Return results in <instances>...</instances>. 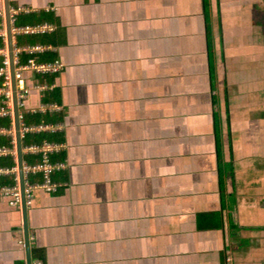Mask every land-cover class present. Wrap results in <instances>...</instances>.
<instances>
[{
  "label": "crops",
  "instance_id": "1",
  "mask_svg": "<svg viewBox=\"0 0 264 264\" xmlns=\"http://www.w3.org/2000/svg\"><path fill=\"white\" fill-rule=\"evenodd\" d=\"M7 1L50 26L21 46L62 64L25 74L24 113L55 130L21 148L63 168L29 204L0 197V264H264V0Z\"/></svg>",
  "mask_w": 264,
  "mask_h": 264
},
{
  "label": "built area",
  "instance_id": "2",
  "mask_svg": "<svg viewBox=\"0 0 264 264\" xmlns=\"http://www.w3.org/2000/svg\"><path fill=\"white\" fill-rule=\"evenodd\" d=\"M17 12L10 14V33L12 43V65H13V79L15 85V101L17 107V119L19 125V135L22 137L29 133L39 132H53L54 126L46 124L26 125L23 121V113L26 106V100L30 93L31 88L27 84L26 73H30L34 79L35 75L53 74L62 69V64L55 60L53 62L38 63L36 62L35 55L42 54L46 51L47 47L41 45H26L18 46L16 38L19 36H27L34 34H42L50 29L46 24L22 25L15 24V16ZM0 38L2 46L0 47V78L2 84L0 86V118H7L10 122L8 127H0V136H8L11 149L0 148V156L14 154L12 149L16 148L15 130H14V113L12 102V83L10 74L11 61L8 55L6 35L4 30V21L0 14ZM21 54L29 56L25 63H21L19 57ZM32 88L38 92L51 90L52 86L44 84H33ZM55 105H43L38 110H29L28 113H46L56 110ZM55 146L44 142L41 145H29L21 148V152L30 155H39L40 160L33 164L21 161V177L19 176V169L17 166L12 168H0V174L11 175L13 177L12 183L0 186V197L10 199V203L14 207L22 204H29L33 198L34 191L42 189L45 191L54 192L58 188V184L51 180V175L63 168L62 164H53L49 160V154L55 150ZM42 175V182L32 184L30 181L31 176L36 174ZM34 264H41L36 261Z\"/></svg>",
  "mask_w": 264,
  "mask_h": 264
},
{
  "label": "trees",
  "instance_id": "3",
  "mask_svg": "<svg viewBox=\"0 0 264 264\" xmlns=\"http://www.w3.org/2000/svg\"><path fill=\"white\" fill-rule=\"evenodd\" d=\"M15 24L17 26L19 25H23V24H27V21H25L24 19H21V17H15ZM24 37V36H23ZM33 37V36H32ZM31 38V37H30ZM29 38V39H30ZM28 39V40H29ZM31 40V39H30ZM16 43L18 46H21V44L23 43L21 37H17L16 38ZM2 46V41L0 39V47ZM36 57V62L38 63H42V61H49L50 59L53 60L54 58H52L51 54L45 53V54H39V55H35ZM29 58V56H26L25 54H21V56L19 57V60L21 63H25L26 60ZM0 61H1V57H0ZM36 80L41 83V82H45L46 84H51L53 82V79L55 78V74L54 75H49V74H44V75H35ZM2 84V79L0 78V86ZM55 92V90L53 89L52 92H44V98L43 101L44 102H51L52 101V96L53 93ZM49 120H51L50 116L46 114L44 115H39V114H35L34 116H29L26 113H23V121L26 125H31V124H36V123H47L49 122ZM10 124L9 120L7 118H0V126L3 127H8ZM42 138H45L47 141L50 139L49 136L46 135H36V136H25L23 139L24 144L26 143H35V144H39L42 140ZM51 140V139H50ZM9 142L5 139V138H0V147L1 146H8ZM38 160V159H37ZM29 162V161H27ZM31 162V161H30ZM29 162V163H30ZM11 184V183H9ZM7 185V184H6Z\"/></svg>",
  "mask_w": 264,
  "mask_h": 264
},
{
  "label": "water",
  "instance_id": "4",
  "mask_svg": "<svg viewBox=\"0 0 264 264\" xmlns=\"http://www.w3.org/2000/svg\"><path fill=\"white\" fill-rule=\"evenodd\" d=\"M4 26L6 33L8 55L11 61L10 74H11V83H12V91H13L12 102H13V113H14V130H15V139H16L17 163H18L17 165L19 169V176L21 177V161H22L21 144H20V135H19V125L17 119V107L15 101V85L13 79V65H12V43H11V33H10V14H9V5L7 0H4Z\"/></svg>",
  "mask_w": 264,
  "mask_h": 264
},
{
  "label": "clouds",
  "instance_id": "5",
  "mask_svg": "<svg viewBox=\"0 0 264 264\" xmlns=\"http://www.w3.org/2000/svg\"><path fill=\"white\" fill-rule=\"evenodd\" d=\"M0 21H1V18H0ZM4 21V20H3ZM4 30H5V26H4ZM5 35H6V33H5ZM27 36H29V35H27ZM1 39V38H0ZM2 41V40H1Z\"/></svg>",
  "mask_w": 264,
  "mask_h": 264
}]
</instances>
